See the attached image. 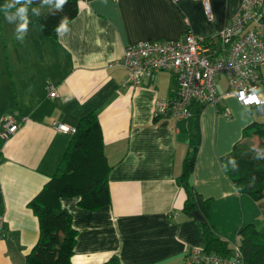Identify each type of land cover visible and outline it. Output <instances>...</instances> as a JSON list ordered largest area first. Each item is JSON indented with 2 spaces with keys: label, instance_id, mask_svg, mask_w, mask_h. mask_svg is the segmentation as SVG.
Returning <instances> with one entry per match:
<instances>
[{
  "label": "crops",
  "instance_id": "obj_1",
  "mask_svg": "<svg viewBox=\"0 0 264 264\" xmlns=\"http://www.w3.org/2000/svg\"><path fill=\"white\" fill-rule=\"evenodd\" d=\"M208 2L212 19L202 0H83L57 41L43 36L30 8L27 32L16 33L15 23L0 18V131L9 115L22 123L6 142L0 140V224L7 234L0 238V264H28L40 234L28 204L56 172L70 142L71 135L57 132L56 125L75 128L91 112L99 117L105 152L115 165L112 203L89 212L79 208L78 198L62 200L79 233L72 264H104L113 256L121 264H184L187 251L203 250V229L183 212L187 192L177 180L195 148L191 183L210 200L215 233L234 248L242 228L264 232V197L240 194L222 166L235 145L258 148V137L243 135L264 118V109L226 96L221 78L217 106H195L189 118L155 123L156 102L180 91L177 78L158 72L135 86L125 68L110 67L129 46L179 40L189 30L214 39L239 15L243 0ZM49 84L57 91L54 99Z\"/></svg>",
  "mask_w": 264,
  "mask_h": 264
},
{
  "label": "trees",
  "instance_id": "obj_2",
  "mask_svg": "<svg viewBox=\"0 0 264 264\" xmlns=\"http://www.w3.org/2000/svg\"><path fill=\"white\" fill-rule=\"evenodd\" d=\"M82 1L66 0L65 5L57 9L56 0H48L47 3L45 0H33L29 8L38 9L43 36L57 41L59 34L56 29L65 17L70 24L79 15ZM6 2L10 0H0V8ZM45 10L47 12H43ZM2 16L4 12L0 10V18ZM158 120L160 118H156L155 123ZM75 129L56 172L28 204L38 218L40 229L38 243L27 257L28 264H72L79 233L73 225L71 213L62 206L63 199L78 198L79 208L89 212L100 211L112 203L109 178L115 165L106 155L98 115L95 112L85 115ZM253 137L260 140L257 149L239 143L222 158V166L240 194L260 201L264 197V159L257 160L255 156L264 151V122L255 121L244 129L243 139ZM197 152L195 148L188 154L183 172L177 179L187 192L183 212L190 217L195 211L202 215L204 222L200 225L206 242L203 251L229 258L234 251L231 243L220 238L210 224V200L196 193L191 183ZM237 241L243 254V264H264V232L248 225L240 230ZM104 264H121V261L118 256H113Z\"/></svg>",
  "mask_w": 264,
  "mask_h": 264
},
{
  "label": "built area",
  "instance_id": "obj_3",
  "mask_svg": "<svg viewBox=\"0 0 264 264\" xmlns=\"http://www.w3.org/2000/svg\"><path fill=\"white\" fill-rule=\"evenodd\" d=\"M204 6L206 16L212 19L208 0H204ZM214 39L217 42L213 44ZM214 39L187 31L179 40L129 46L124 56L110 67L125 68L135 86H140L145 77L163 71L178 78V95L156 102L154 116L157 118L184 119L192 116L195 106H217L222 99L218 84L221 77L226 79V96L236 98L247 108L264 109V80L258 74L264 67V0H243L239 15ZM254 88L258 89V103L249 102ZM47 90L50 98L57 97L53 85L49 84ZM21 126L13 115L5 117L0 140L6 142ZM56 130L63 134L76 132L75 128L62 124ZM2 236L5 234L0 224ZM184 264H243V255L239 247L234 248L229 258L193 249L187 251Z\"/></svg>",
  "mask_w": 264,
  "mask_h": 264
},
{
  "label": "clouds",
  "instance_id": "obj_4",
  "mask_svg": "<svg viewBox=\"0 0 264 264\" xmlns=\"http://www.w3.org/2000/svg\"><path fill=\"white\" fill-rule=\"evenodd\" d=\"M33 0H10V2H6L0 10L4 12L5 19L9 23L16 24V33H24L28 30V24L30 23L29 20V6L32 4ZM48 0H45L47 3ZM66 3V0H56V8L61 9ZM19 5V7H17ZM14 9V11H13ZM33 14H39L38 9H32ZM68 20L65 17L60 26L56 29L57 33L63 35L65 32L68 31L67 28ZM17 39H21L22 37L17 36ZM258 89H252V94L249 97V102H259L258 101ZM255 159L260 160L264 159V153L258 152L255 156Z\"/></svg>",
  "mask_w": 264,
  "mask_h": 264
},
{
  "label": "bare ground",
  "instance_id": "obj_5",
  "mask_svg": "<svg viewBox=\"0 0 264 264\" xmlns=\"http://www.w3.org/2000/svg\"><path fill=\"white\" fill-rule=\"evenodd\" d=\"M203 2H204V0H202ZM243 3V2H242ZM241 7H242V5H241ZM240 11H241V9H240ZM189 31H191V30H189ZM192 32V31H191ZM194 34V33H193ZM212 60H215V59H212ZM128 72V71H127ZM164 72V71H163ZM129 74V73H128ZM259 74V76L261 77V74H260V72L258 73ZM175 76V75H174ZM176 77V76H175ZM177 78V77H176ZM222 78V77H221ZM261 79H263L262 77H261ZM177 80H178V78H177ZM221 80V79H220ZM264 80V79H263ZM179 81V80H178ZM179 85H180V82H179ZM179 93V92H178ZM178 93H177V95H178ZM177 95H175L173 98H175ZM236 99V98H235ZM237 101V100H236ZM238 102V101H237ZM239 103V102H238ZM240 104V103H239ZM241 105V104H240ZM207 106H209V105H207ZM243 106V105H242ZM243 107H245V106H243ZM247 108V107H246ZM227 117H229V114H225ZM184 119H186V118H184ZM176 120H180V119H176ZM1 128H2V126H1ZM56 128H57V125H56ZM1 132V131H0ZM66 135H72V134H66ZM12 137V136H11ZM4 230V229H3ZM3 234H5V233H3ZM3 238H7V234H5V236H2ZM1 238V237H0ZM235 247H239L238 245H235L234 246V248ZM234 248H233V250H234ZM242 253V252H241ZM243 255V254H242Z\"/></svg>",
  "mask_w": 264,
  "mask_h": 264
},
{
  "label": "rangeland",
  "instance_id": "obj_6",
  "mask_svg": "<svg viewBox=\"0 0 264 264\" xmlns=\"http://www.w3.org/2000/svg\"><path fill=\"white\" fill-rule=\"evenodd\" d=\"M0 41H5L4 37H2L1 35H0ZM124 54H125V52H124ZM124 54H123V56H124ZM259 72H260V74H262V77L264 78V68L263 69H260ZM224 80L226 81L225 77H222V81L220 83V86L221 85H224ZM257 119L260 120L259 122H263L264 121V118H257Z\"/></svg>",
  "mask_w": 264,
  "mask_h": 264
},
{
  "label": "water",
  "instance_id": "obj_7",
  "mask_svg": "<svg viewBox=\"0 0 264 264\" xmlns=\"http://www.w3.org/2000/svg\"><path fill=\"white\" fill-rule=\"evenodd\" d=\"M192 217L194 218V219H196L198 222H200V223H203L204 222V219H203V217H202V215L200 214V212L199 211H195V212H193L192 213Z\"/></svg>",
  "mask_w": 264,
  "mask_h": 264
}]
</instances>
